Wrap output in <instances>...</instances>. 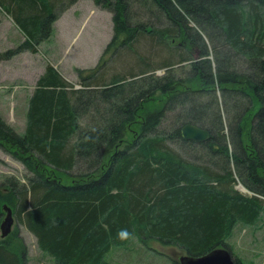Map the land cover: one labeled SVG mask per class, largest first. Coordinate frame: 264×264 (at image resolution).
Here are the masks:
<instances>
[{
    "label": "trees",
    "instance_id": "trees-1",
    "mask_svg": "<svg viewBox=\"0 0 264 264\" xmlns=\"http://www.w3.org/2000/svg\"><path fill=\"white\" fill-rule=\"evenodd\" d=\"M76 1L0 0L25 36L0 60L36 52ZM93 2L111 12L113 36L94 66L76 68L80 87L47 64L25 132L0 114V148L31 173L27 183L8 180L0 205L14 210L50 264H109V250L132 237L193 256L225 247L243 264L227 239L264 211V0ZM141 11L156 22H143ZM115 52L120 70L108 64ZM88 109L92 126L81 127ZM185 123L208 138H183ZM238 180L252 194L236 189ZM0 264H30L17 225L0 237Z\"/></svg>",
    "mask_w": 264,
    "mask_h": 264
},
{
    "label": "rangeland",
    "instance_id": "rangeland-1",
    "mask_svg": "<svg viewBox=\"0 0 264 264\" xmlns=\"http://www.w3.org/2000/svg\"><path fill=\"white\" fill-rule=\"evenodd\" d=\"M8 16L0 8V52L14 48L25 39L23 32L14 23L11 16H9L10 18ZM138 17L143 22L147 21L150 24L153 21L149 12L144 14V11H141ZM134 21H139V19L135 18ZM163 23L162 19L156 24L162 26ZM112 36L113 21L111 12L99 8L93 0H77L67 6L53 22L51 36L39 43L36 52L25 50L15 53L8 59L0 60V72H6L7 76L6 80H0V114L3 119L14 130L23 134L27 124L29 97L36 86L37 79L44 73L47 64H52L66 80L73 83L74 88H79L76 68L94 66ZM122 56H125V54L123 53ZM118 57H120V54L118 55L115 52L112 58L108 60V64L116 70L122 69L119 68L120 64L116 63ZM197 57L198 55L194 54V58L197 59ZM209 58H214L213 52L210 53ZM183 66L185 68L189 67L188 63H184ZM177 67L179 66H174V73L177 77H180L182 74ZM131 69H135V67ZM165 71V68H158L154 73L162 75ZM0 78H2V75H0ZM154 92V96L159 98L154 104L162 106L163 99L160 100L163 97L162 93ZM152 102L153 100H149L144 104H152ZM90 112L88 109L86 115L83 116L84 118L80 119L81 127L90 125L88 120ZM174 113L175 111L168 113V118L164 121L165 127L174 120ZM126 138L130 139L131 134L130 136L127 135ZM181 152L183 156L193 159L188 152L183 150ZM190 152L196 154V151L190 150ZM197 162H201L199 158ZM30 175L31 173L20 159L0 148V189L2 191H6L5 186L8 185V180L27 183L26 177ZM234 187L242 193L252 194L239 180L234 184ZM3 204L0 205V224L5 216ZM16 225L19 227L20 235L23 236L25 244L28 246L30 264H50V258L43 255L38 249L34 235L22 224L17 223L15 218L12 226L15 227ZM0 237H2L1 229ZM227 242L233 254L238 256L243 264H264V211L255 226L245 225L241 222L236 223ZM151 243L157 249V252L141 242L139 238L132 237L124 246H113L105 258L109 264H178L175 259L186 254L176 246H163L155 241ZM159 250L160 252H158Z\"/></svg>",
    "mask_w": 264,
    "mask_h": 264
},
{
    "label": "water",
    "instance_id": "water-1",
    "mask_svg": "<svg viewBox=\"0 0 264 264\" xmlns=\"http://www.w3.org/2000/svg\"><path fill=\"white\" fill-rule=\"evenodd\" d=\"M183 138L187 140L203 141L208 138L209 132L203 127L190 123H185L181 128ZM5 216L0 224L1 236H6L12 227L14 218L12 209L7 204H3ZM178 264H237L231 253L225 247H216L202 255H180L176 258Z\"/></svg>",
    "mask_w": 264,
    "mask_h": 264
},
{
    "label": "crops",
    "instance_id": "crops-1",
    "mask_svg": "<svg viewBox=\"0 0 264 264\" xmlns=\"http://www.w3.org/2000/svg\"><path fill=\"white\" fill-rule=\"evenodd\" d=\"M66 10H67V9H66ZM66 10H65V11H66ZM65 11H64V12H65ZM8 17H9V16H8ZM9 18H10V17H9ZM0 75H2V78H0L1 81L7 79L6 72H0ZM3 77H5V78H3Z\"/></svg>",
    "mask_w": 264,
    "mask_h": 264
},
{
    "label": "flooded vegetation",
    "instance_id": "flooded-vegetation-1",
    "mask_svg": "<svg viewBox=\"0 0 264 264\" xmlns=\"http://www.w3.org/2000/svg\"><path fill=\"white\" fill-rule=\"evenodd\" d=\"M12 214H13V216H14V213H13V211H12ZM1 215V214H0ZM14 220H15V218H14ZM13 227V226H12Z\"/></svg>",
    "mask_w": 264,
    "mask_h": 264
}]
</instances>
